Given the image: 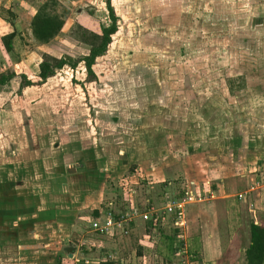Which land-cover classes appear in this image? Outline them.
Instances as JSON below:
<instances>
[{
  "label": "rangeland",
  "instance_id": "obj_1",
  "mask_svg": "<svg viewBox=\"0 0 264 264\" xmlns=\"http://www.w3.org/2000/svg\"><path fill=\"white\" fill-rule=\"evenodd\" d=\"M43 1L0 0V38L20 34L18 55L0 39V73L33 72L43 54L67 62L42 91L41 114L53 115L46 136L3 160L2 180L25 186H0V264H197L181 237L187 220L181 228L164 215L147 228L135 216L105 235L90 224L106 211L161 208L191 181L199 195L227 165L264 160V0H108L117 27L92 75L70 68L101 47L106 0H58L64 23L38 45L28 23ZM26 113H15L18 131L29 130ZM25 157L24 170L14 166Z\"/></svg>",
  "mask_w": 264,
  "mask_h": 264
},
{
  "label": "crops",
  "instance_id": "obj_2",
  "mask_svg": "<svg viewBox=\"0 0 264 264\" xmlns=\"http://www.w3.org/2000/svg\"><path fill=\"white\" fill-rule=\"evenodd\" d=\"M17 62L19 61L15 62L16 66ZM37 65L38 63L35 70L30 73L26 70L19 69L17 72L11 69L10 71L14 75L6 83L0 85V95L2 97L8 90L15 92L14 96L0 97V186H3L2 189L13 184V187L18 188L25 186L23 183L15 184L10 180H2L4 171L8 170L7 166L3 164V160L7 161V158L11 160L25 150L28 151L27 148H22L23 142H26L27 139L35 141V139L46 136L44 126L49 127L52 123L53 115L49 111L42 116L44 112L41 114L40 106L44 102L42 91H50L49 89L53 88L48 85V81L57 76V70L52 76H48L41 83H38L36 80L33 81L36 77L38 78ZM70 69H74V72L80 74L84 72L83 75L87 74L81 61ZM20 75H24L25 78H21ZM31 88L33 89L31 90ZM29 90L31 92L36 90L38 93L31 97ZM9 101L11 109L3 106L4 103ZM12 102H14V105ZM21 108L24 112H27L26 116L30 123L28 131H18L20 129L18 125L21 124L15 113H18ZM8 125H16L17 128L14 127L15 130L17 129L15 133L16 141H9L12 133L7 132L5 126ZM53 137L52 139L56 138V136ZM15 144L17 145L16 148L13 147ZM239 151L237 158L243 155L244 152L243 149ZM245 153L247 152L245 151ZM20 159L16 162L17 165L14 166H22L24 170L25 165H29V160L27 157ZM39 164L42 165L43 161H40ZM231 164L227 165L231 170L227 177L218 176L212 177L210 181L204 180L201 186L203 193L195 194L193 201L185 207V217L187 224L189 223V228L187 227V231H184L181 237L187 251L190 249L191 252L198 254L197 264H246L245 251L249 243L248 225L254 223L264 228V160H252L249 167L247 169L244 167L241 171L240 168H237V165H240L239 163L237 165ZM231 168L235 169L233 173ZM190 186L189 190L194 193L195 186H197L196 181H191ZM6 206L7 201L0 194V213L6 210L8 207ZM0 215V218H2V214ZM11 216L14 217V215ZM193 225L194 230L191 231ZM261 264H264V259Z\"/></svg>",
  "mask_w": 264,
  "mask_h": 264
},
{
  "label": "trees",
  "instance_id": "obj_3",
  "mask_svg": "<svg viewBox=\"0 0 264 264\" xmlns=\"http://www.w3.org/2000/svg\"><path fill=\"white\" fill-rule=\"evenodd\" d=\"M106 0V9L109 24L107 26L102 27V37H101V47H91L88 51L87 55L77 59L74 61V66L78 62H83L85 70L88 75H92L91 66L94 62L95 57L100 55L106 48V46L110 43V35L116 31V17L113 14V10L111 5ZM57 5H60L58 0H45L41 3V5L36 9V11L31 15L29 19V31L30 35L33 38L34 42L38 45L45 44L52 38H54L58 32L60 31L66 14L68 13V9L61 6V10H57ZM59 7V6H58ZM18 35L15 34L14 31H11L5 35H3L0 39L4 45V48L7 52H14V54L18 55L20 53L17 51V47L19 45L16 37ZM20 38V34L18 36ZM18 57V56H17ZM67 62L65 59H59L55 57H51L49 55L43 54L42 59L38 62V78L36 82L41 83L48 76H52L56 70L60 69ZM73 66V67H74ZM14 75L12 71H5L0 73V85L6 83L7 80L11 79ZM21 78H25L24 75H20ZM165 184V183H164ZM185 193V190H181L179 194L172 198H180ZM153 207L149 205L147 209ZM110 211H106L105 214H109ZM124 213L121 211L119 214H113L111 217L113 220H118L119 217ZM159 223L154 222L153 220L145 221L144 224L147 228H154ZM249 231V243L246 246L245 256H246V264H261L264 259V228L260 225L250 223L248 225ZM148 232V231H146ZM161 235V231L158 230ZM173 235H164L162 236L165 240L166 252H171L173 245ZM161 237V238H162ZM71 251L67 252V255H71Z\"/></svg>",
  "mask_w": 264,
  "mask_h": 264
},
{
  "label": "built area",
  "instance_id": "obj_4",
  "mask_svg": "<svg viewBox=\"0 0 264 264\" xmlns=\"http://www.w3.org/2000/svg\"><path fill=\"white\" fill-rule=\"evenodd\" d=\"M194 195L191 190H186L185 193L180 198H172L169 199L165 205L161 208L150 207L149 209L140 212L139 214H134V212L124 211V213L119 217L118 220H113L110 214L106 215L102 219H93L90 227L92 230L98 232L99 234L105 235L110 228L118 227L119 224L123 221H131L132 218L138 216L141 220L148 221L153 220L157 222L159 219L161 220L163 216L167 215L171 220H174L175 223L179 222V226L181 228L185 227V207L191 202ZM125 232V231H124Z\"/></svg>",
  "mask_w": 264,
  "mask_h": 264
}]
</instances>
